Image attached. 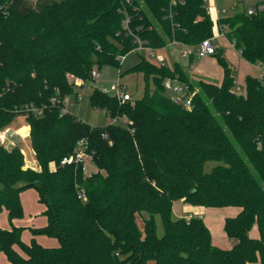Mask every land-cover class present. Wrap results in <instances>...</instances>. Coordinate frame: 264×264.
Returning <instances> with one entry per match:
<instances>
[{"label": "trees", "instance_id": "16d2710c", "mask_svg": "<svg viewBox=\"0 0 264 264\" xmlns=\"http://www.w3.org/2000/svg\"><path fill=\"white\" fill-rule=\"evenodd\" d=\"M223 17L222 30L248 63H264V10ZM129 30L154 49L177 40L197 47L213 36L205 0H0V255L9 264H264V85L248 75L245 93L235 89L233 70L219 50L223 80L194 83L176 63L161 66L146 57L129 73H142L140 99L120 104L95 88L93 109L130 124L92 126L69 112L65 101L93 83V71L120 68L136 48ZM176 80L191 95L185 108L166 94ZM153 85V87L151 86ZM44 108L42 116L27 107ZM20 116L30 127L37 169L25 152L1 140ZM105 136L108 139H105ZM28 136L25 135L24 138ZM97 172L84 164L62 166L79 142ZM208 162H220L210 173ZM36 189L47 224L15 226L25 217L21 193ZM83 194L84 199H79ZM193 207L241 209L225 220L236 240L230 249L213 245L200 217L173 216L174 202ZM144 224L142 231L137 219ZM159 222L163 228L159 235ZM257 225L259 237L251 230ZM58 241L45 247L36 239Z\"/></svg>", "mask_w": 264, "mask_h": 264}, {"label": "rangeland", "instance_id": "374dc122", "mask_svg": "<svg viewBox=\"0 0 264 264\" xmlns=\"http://www.w3.org/2000/svg\"><path fill=\"white\" fill-rule=\"evenodd\" d=\"M30 3L35 4L36 0H28ZM264 0H205V6L209 11L219 10L222 13V17L232 16L238 13H241L243 9L247 10L248 8H252L256 10V7ZM224 12V13H223ZM226 43V41H225ZM225 43L223 47V56L226 58L228 64L231 66L233 70V76L235 78L236 88L235 91L238 94L245 93V77L251 71L257 70L256 67L248 64L240 55L239 51L235 47H228ZM194 54L197 51V48L194 49ZM157 58L150 59L146 52L138 53L135 50L130 52L127 56L122 60V64L120 68L106 66L102 68L99 72V77L95 79L93 83H86L82 79H77L79 82L75 84L78 87L77 92L83 95L85 98H88L94 89H107L108 94L111 96H115L119 86L121 85L122 92L125 90L128 94L132 96L133 100L140 99L145 91V79L142 73H129L128 71L136 65L142 57H146L150 59L152 62L156 64H160L159 58H163L166 65L172 67L174 64L179 63L183 68H185L188 72L189 77L192 76L194 83H199L200 81H205L213 84L219 85L222 81V69L218 65L217 56H211L205 59L199 58L197 55L194 56L193 61L183 52L180 51L174 45L170 43L163 49H158L155 51ZM259 68V67H258ZM255 69V70H254ZM252 73V72H251ZM258 77V76H257ZM120 84V85H119ZM153 87V85H151ZM166 94L172 98H174V94L170 91H167ZM77 96H73L68 104L66 105V110L76 116L78 119L92 125L103 127L111 123V117L106 114L104 111L93 109L90 103L85 100L83 102H78L76 100ZM18 117L12 125V137H9L7 140L5 138V143L7 145L11 144V142H16V145H19L23 148L25 152V158L29 160V156L31 154V145L29 137L24 138L22 135H14V130L19 129L21 126L26 125L25 117ZM5 134V132H4ZM21 138V139H20ZM2 140V138H1ZM21 142V143H20ZM15 144V143H14ZM26 164L29 162H27ZM220 162H208L205 166V172L210 173L214 167L220 165ZM27 167V166H26ZM85 174L87 176L92 175L97 172V167L92 160H87L84 164ZM21 201L23 204V208L25 211V217L21 220L15 221V226L17 227H26L23 231V241L25 243H30L32 239V233L30 232V228H40L44 227L47 224V218L43 215L45 210V206L39 202L38 193L36 189L29 188L24 190L21 193ZM185 205L183 202H176L173 209V216L175 219L178 218H191L195 216H189L187 212L184 211ZM189 206V205H188ZM225 210H235L241 211L238 207H229V208H211L207 212L206 216H204L205 223L211 231L213 237V245L220 247L222 249H230L222 246L223 240H227L228 237L224 232V221L230 217H236L231 215V213H227ZM183 213L184 216H182ZM209 212H216L213 216H209ZM237 212V213H239ZM215 215V216H214ZM189 217V218H188ZM138 225L140 229L144 230V224L141 217L137 219ZM0 228H10L8 215L4 211L0 214ZM163 228L159 222V235H162ZM37 241L42 245H45L46 241H58L56 239L48 238L46 236H38L36 237ZM234 240V239H233ZM236 241V240H234ZM47 245V244H46ZM46 247V246H45ZM9 264L5 255H0V264ZM149 264H154L150 262Z\"/></svg>", "mask_w": 264, "mask_h": 264}, {"label": "built area", "instance_id": "2783aa9c", "mask_svg": "<svg viewBox=\"0 0 264 264\" xmlns=\"http://www.w3.org/2000/svg\"><path fill=\"white\" fill-rule=\"evenodd\" d=\"M237 1H241V0H237ZM177 2H178V0H171V5H175V4H177ZM258 9L260 11L264 10V5H261ZM246 12L249 15H253L256 13V10L255 9H247ZM221 13L222 12L219 10H215V11L207 10V14L210 17L212 24H213V36L208 38V39L203 40L199 46L189 47L186 44H183L177 40L170 41L169 43L171 45H174L177 48H179L180 51L183 52L184 55L188 56L189 58H193L195 55H197L199 58L214 56L220 50V46H219V43L217 40H219L220 38L226 37L225 32L222 30V26H221V19L223 18ZM129 24H130V19L127 18L124 22V25H125V28L128 30H129ZM129 34H131V36H133V39L135 41V45H136L135 51L136 52H138V53L146 52L150 59H156L157 58V55L155 53V51L157 49L150 47L148 45L147 41L141 40L131 30H129ZM196 48H197V51L194 54V52H195L194 49H196ZM123 59H124V57L122 58V60ZM159 62H160L159 65H161V66L166 65L163 58H159ZM258 65L262 71V75H261V77H259V79L264 85V63H260ZM92 77L94 80L96 78H98L99 72L96 70L93 71ZM69 80L72 82H75V83L79 82V80L75 79L71 75L69 76ZM164 85H165V88L167 91H170L174 94L173 97H174V100L176 102L183 104L185 108L191 107V98L192 97H191V95L190 96L188 95V91H187L186 86H184L183 84H181L180 82H178L176 80H171V79H167L165 81ZM120 89H121V85L119 86V89L117 90V92L114 96L118 99L120 104H126L127 102L134 101L130 94H128L125 90H123V92H122V90H120ZM100 90L102 92H104L105 94H108L107 89H100ZM76 100L78 102H83L85 100H87L89 102V97L85 98L83 95L78 93ZM69 101L70 100L67 99L65 101V104L67 105ZM26 110H27V112L34 113L38 116H42L43 112H44V108H36L34 106L27 107ZM67 112L68 111L66 110V107H65V109L63 110V113H67ZM111 124L128 125V124H130V122L126 118L120 119V118L116 117V118H112ZM29 135H30V133H28V137H29ZM105 139H108V137L105 136ZM2 142H4V139H2ZM85 148H86V141L79 142L76 152L74 154H72L71 156L64 158L61 161V165L62 166L79 165V164H85L87 160H92L90 155H88L86 153ZM79 199H84V195L81 194L79 196Z\"/></svg>", "mask_w": 264, "mask_h": 264}, {"label": "crops", "instance_id": "0c3cea01", "mask_svg": "<svg viewBox=\"0 0 264 264\" xmlns=\"http://www.w3.org/2000/svg\"><path fill=\"white\" fill-rule=\"evenodd\" d=\"M248 9H252V8H248ZM243 10H245V9H243ZM246 11V10H245ZM218 41V43H219V46H220V50L221 51H223V47L225 46V45H223V43H225V41H226V45L228 46V47H234V45L226 38V37H223V38H220L219 40H217ZM208 57H211V56H208ZM208 57H205V58H208ZM242 57V56H241ZM205 58H201V59H205ZM243 58V57H242ZM193 59H194V57L193 58H190V60L191 61H193ZM246 61V60H245ZM247 62V61H246ZM248 63V62H247ZM248 64H250V63H248ZM250 65H252V66H254V67H256L257 68V70H255V72L254 71H251L250 73H248L247 74V76L248 75H250V76H253V77H255V78H259V77H261V75H262V71H261V68L259 67V65H253V64H250ZM259 67V68H258ZM185 69V68H184ZM186 70V69H185ZM187 71V70H186ZM223 76V75H222ZM246 76V77H247ZM258 76V77H257ZM246 77H245V79H246ZM190 79L193 81V79H192V76H190ZM222 80H223V77H222ZM221 83H222V81H221ZM220 83V84H221ZM244 84H245V82H244ZM22 118H24V117H22ZM25 119V118H24ZM14 125L16 124V123H13ZM12 124V125H13ZM12 125L5 131V134H4V141H5V138H6V140L9 138V137H12L11 135V133H12ZM24 126H26V127H28L29 128V130H28V133H30V127L27 125V123H26V125H24ZM20 128H22V126L20 127ZM19 128V129H20ZM19 129H16V130H14L15 132H17ZM15 132H14V134H15ZM14 134H13V136H14ZM22 138V137H21ZM20 138V139H21ZM23 139V141L25 140V138H22ZM29 139H30V135H29ZM15 143V144H14ZM21 143V142H20ZM11 144H13V145H16V142H11ZM30 158H29V160H27V167H31V168H34V169H37V167H38V165H37V163H36V161L34 160V158H33V151H32V149H31V154H30V156H29ZM177 202H179V201H177ZM181 202H183V201H181ZM175 203L176 202H174V205H175ZM184 204H187V203H185V202H183ZM189 204H187V205H185L184 207H185V209H184V211L185 212H187V214H189V216H195V217H200V218H202L203 220H204V222H205V219H204V216H206V214H207V212L209 211V209H211V208H205V207H193V206H191V205H189ZM227 208H229V207H227ZM173 209H174V206H173ZM219 209V208H218ZM226 209V208H225ZM225 211H228L227 213H231V215L232 216H234L235 214H239V213H237V212H239V211H235V210H225ZM216 212H209L208 214H209V216H213V214H215ZM179 214H182V216H184L183 215V213H180L179 212ZM215 216V215H214ZM189 218V217H188ZM226 220V219H225ZM15 223V222H14ZM224 224H225V221H224ZM225 232V231H224ZM251 236L253 237V238H258L259 237V230H258V226L257 225H255L254 227H253V229L251 230ZM225 235L227 236V234L225 233ZM228 237V236H227ZM213 238V237H212ZM47 243V245L45 244L44 246H46V247H57L58 246V244H57V242L56 241H46ZM235 243H236V241H234L233 239H230V238H228L227 240H223V242H222V246H225V248H232L234 245H235ZM3 264H4V262H3Z\"/></svg>", "mask_w": 264, "mask_h": 264}, {"label": "bare ground", "instance_id": "6f19581e", "mask_svg": "<svg viewBox=\"0 0 264 264\" xmlns=\"http://www.w3.org/2000/svg\"><path fill=\"white\" fill-rule=\"evenodd\" d=\"M28 130H29V128L28 127H26V126H22V128H20L17 132H15V134L14 135H18V136H25V135H27L28 136ZM21 136V137H22ZM1 138L3 139L4 138V132L1 134Z\"/></svg>", "mask_w": 264, "mask_h": 264}, {"label": "water", "instance_id": "95a60500", "mask_svg": "<svg viewBox=\"0 0 264 264\" xmlns=\"http://www.w3.org/2000/svg\"><path fill=\"white\" fill-rule=\"evenodd\" d=\"M14 146L13 144H9V147Z\"/></svg>", "mask_w": 264, "mask_h": 264}]
</instances>
